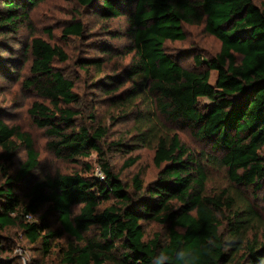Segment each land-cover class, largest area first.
<instances>
[{
  "label": "trees",
  "instance_id": "obj_1",
  "mask_svg": "<svg viewBox=\"0 0 264 264\" xmlns=\"http://www.w3.org/2000/svg\"><path fill=\"white\" fill-rule=\"evenodd\" d=\"M40 1L0 0V35L19 31L29 8ZM77 1L99 5L106 20H125L113 36L125 37L127 43L109 52L110 57L115 52L129 55L121 73L99 78L105 72L103 57L86 58L81 65L86 71L96 68L93 84L111 94L112 101L129 105L136 142L107 141V127L78 124L75 107L81 98L75 83L54 66L56 57L67 58L61 47L39 36L19 47L22 61H29L22 71L23 86L44 99L35 101L29 112L46 130L48 147L67 159L97 152L102 176L92 173L88 162L86 173L38 176L39 153L30 133L0 117V253L26 240L62 264H152L160 251L174 258L180 248L194 252L198 264H264L260 220L244 194L249 189L255 198L262 190L264 197V1ZM184 23L203 24L221 42L214 57H195L204 69L183 66L165 49L167 40L185 38ZM83 30L82 22L64 29L77 36ZM7 61L12 65L3 70L16 73L19 59L9 56ZM211 70L217 71L214 84ZM200 97L209 104L201 108ZM186 127L211 151L184 143L177 129ZM16 139L27 158L12 173ZM139 143L154 148L159 169L146 184L140 173L131 183L125 181L113 163L115 154L130 152ZM138 159L124 160L121 168ZM210 163L225 167L235 191L208 190ZM54 214L58 227L51 221ZM151 220L166 226L165 236L147 234L146 221ZM11 229H16V241L5 247L4 232ZM209 239L214 245L207 244Z\"/></svg>",
  "mask_w": 264,
  "mask_h": 264
},
{
  "label": "rangeland",
  "instance_id": "obj_2",
  "mask_svg": "<svg viewBox=\"0 0 264 264\" xmlns=\"http://www.w3.org/2000/svg\"><path fill=\"white\" fill-rule=\"evenodd\" d=\"M260 3L264 0H255ZM29 17L23 22L19 31L11 32L7 35H0V117H3L9 124L17 125L22 131L30 133L34 147L39 153V165L34 170L38 176L44 177L56 172H89L85 170V162L93 166L92 173L99 175L97 163V152H93L89 157L76 159H67L57 156L52 149L48 147L49 136L44 128L39 127L33 120L29 108L35 101L44 99L32 88H25L22 83V74L27 70L29 61H22V54L18 48L30 44L35 36L57 45L63 49L67 58L65 60L56 57L54 66L60 69L65 76L72 79L75 83L74 90L81 98L80 104L75 109L78 110L76 121L78 124L96 125L101 124L108 128L105 140L120 141L134 144L135 133L134 122L129 113L130 107L122 101H112L111 94L99 89L93 84L96 79L91 75L96 74V68H90V71L81 65V61L86 58L103 57L105 62V72L98 74L99 78L106 79V74H120L122 69L130 61L129 55L123 57L118 53H113L110 57V49L114 47L122 48L127 39L117 37L116 35L125 24L123 17L106 20L102 17L99 5L84 6L77 0H41L38 4L29 8ZM82 22L84 30L80 36L67 34L64 29L73 23ZM186 36L181 40H167L165 49L183 66L204 69L205 65H199L195 57L200 55L204 58L214 57L219 51L221 42L214 35L205 31L203 24H183ZM9 56H16L21 64L16 65V71L19 73L5 72L4 67H11V62L7 59ZM21 65V68L20 66ZM105 77V78H104ZM217 71H210V82L215 83ZM108 80V79H107ZM200 107L203 108L209 104L206 97H200ZM91 115H94L92 117ZM183 142L191 149L196 151L210 152L209 144L206 141L196 137L194 132L186 127L177 129ZM19 145L17 153L12 163V173H15L20 164L27 158V150L20 140L16 139ZM213 153L215 155L216 153ZM139 156L135 164L129 167L121 168L124 160L133 156ZM113 163L121 171L125 181L131 183L132 177L140 173L144 183H148L157 176L158 167L154 162V148L143 143H139L130 152L117 153L114 155ZM209 179L207 188L214 193L222 189H229L230 193L236 188L232 186L225 167L219 164L208 165ZM243 189V188H240ZM244 194L255 206L259 217L257 229L264 238V197L262 190L257 191L255 198L251 195V190H244ZM45 207V206H44ZM79 207L76 206L75 210ZM33 218H38L35 215ZM51 221L55 227L60 225L58 217L54 214ZM146 230L148 235L159 234L166 235V226L157 221H146ZM15 231L11 229L4 232L6 239L3 240L5 247H9L15 242ZM65 241V235L60 238ZM17 243L21 246L17 247ZM0 264H62L60 259L55 256L44 257L35 247L22 240L15 242L13 251L7 248L0 253Z\"/></svg>",
  "mask_w": 264,
  "mask_h": 264
},
{
  "label": "clouds",
  "instance_id": "obj_3",
  "mask_svg": "<svg viewBox=\"0 0 264 264\" xmlns=\"http://www.w3.org/2000/svg\"><path fill=\"white\" fill-rule=\"evenodd\" d=\"M207 244L214 245V241L209 239ZM198 264L199 258L194 252L187 248H180L176 251L174 258L165 251H160L155 257L152 258V264Z\"/></svg>",
  "mask_w": 264,
  "mask_h": 264
},
{
  "label": "built area",
  "instance_id": "obj_4",
  "mask_svg": "<svg viewBox=\"0 0 264 264\" xmlns=\"http://www.w3.org/2000/svg\"><path fill=\"white\" fill-rule=\"evenodd\" d=\"M97 174H99L100 176H102V173H101V171H99V173H97Z\"/></svg>",
  "mask_w": 264,
  "mask_h": 264
}]
</instances>
